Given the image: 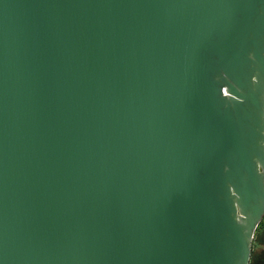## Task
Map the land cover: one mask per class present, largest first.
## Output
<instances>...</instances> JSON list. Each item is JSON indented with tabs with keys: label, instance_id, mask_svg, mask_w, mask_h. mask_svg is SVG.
Here are the masks:
<instances>
[{
	"label": "water",
	"instance_id": "1",
	"mask_svg": "<svg viewBox=\"0 0 264 264\" xmlns=\"http://www.w3.org/2000/svg\"><path fill=\"white\" fill-rule=\"evenodd\" d=\"M264 216V0H0V264H249Z\"/></svg>",
	"mask_w": 264,
	"mask_h": 264
},
{
	"label": "rangeland",
	"instance_id": "2",
	"mask_svg": "<svg viewBox=\"0 0 264 264\" xmlns=\"http://www.w3.org/2000/svg\"><path fill=\"white\" fill-rule=\"evenodd\" d=\"M253 237V255L249 264H264V228L259 230L256 236Z\"/></svg>",
	"mask_w": 264,
	"mask_h": 264
},
{
	"label": "trees",
	"instance_id": "3",
	"mask_svg": "<svg viewBox=\"0 0 264 264\" xmlns=\"http://www.w3.org/2000/svg\"><path fill=\"white\" fill-rule=\"evenodd\" d=\"M264 228V218H262V220L259 222L256 230H255V233H254V236H256V234L258 233L259 230L263 229ZM253 244H254V237L252 239V250H251V256H250V261H251V258H252V252H253ZM249 261V262H250Z\"/></svg>",
	"mask_w": 264,
	"mask_h": 264
}]
</instances>
